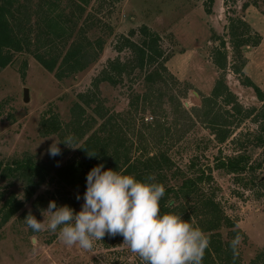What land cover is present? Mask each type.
<instances>
[{
  "label": "rangeland",
  "instance_id": "1",
  "mask_svg": "<svg viewBox=\"0 0 264 264\" xmlns=\"http://www.w3.org/2000/svg\"><path fill=\"white\" fill-rule=\"evenodd\" d=\"M244 1L212 0L208 5L207 0H89L81 17V21L86 17L83 37L88 41L100 38L103 45L97 59L84 71L57 81L25 53L14 55L12 63L0 71V163L30 156L40 162L51 159L60 166L74 159L76 149L62 142L58 144L60 155L50 156L48 149L54 139L60 142L68 136H73L74 146H78L102 122L91 112L93 104L90 108L81 104L77 96L84 93H90L97 100L99 111L105 114L103 118L109 116L110 123L117 126V134L129 148L132 159L140 156V147L144 146L148 155L164 154L183 172L191 162L196 168L211 169L214 158L236 155L241 150L237 144L241 143L246 146L250 156L247 164L253 170L238 177L211 170V176L219 188L215 192L223 212L246 238L241 240L238 250L240 261L247 263L264 245V143L257 148L250 145L260 133L258 123L253 122L254 114L239 123L236 115L230 118V137L222 144L216 143L203 124L205 109H201L202 98L209 96L221 74L210 58L220 40L224 42L227 66L235 62L226 37L228 18L242 19L251 33L260 38L256 47H246L241 52L245 59L241 72L264 94V5L259 3L243 10ZM140 26L159 37L158 45L166 58V74H161L164 81L156 79L153 85H148L142 79L143 74L134 71L118 85L101 82L94 90L92 81L107 68L109 61L117 58L123 63L130 59L128 50L116 52L115 46L122 43L121 36L137 42ZM22 62L26 63L24 77L20 76ZM223 75L241 110L259 108L261 103L251 88L244 87L229 70ZM23 89H27L26 102L22 101ZM135 95H146L147 100L130 105ZM75 103L85 115L79 123L70 124V108ZM231 107L232 104L224 106L218 99L207 108H224L232 113ZM50 117L67 124L66 131L42 136L39 124ZM249 177L258 178L256 186L247 184ZM177 183L171 181L169 185ZM6 184L0 180V194L5 197L13 193L20 199L21 184L17 181L10 186ZM55 190L56 186L38 188L33 198L0 227V264H142L123 244L120 235L106 234L91 250H83L65 245L58 231L34 232L29 228L24 220L29 212L43 221L42 210L49 205L42 204L36 210L30 202L38 196L48 199ZM66 191L65 199L73 198V192ZM55 202L58 207L65 205L61 199ZM82 205L78 200L72 209L79 212ZM221 234L225 240L226 231Z\"/></svg>",
  "mask_w": 264,
  "mask_h": 264
},
{
  "label": "trees",
  "instance_id": "2",
  "mask_svg": "<svg viewBox=\"0 0 264 264\" xmlns=\"http://www.w3.org/2000/svg\"><path fill=\"white\" fill-rule=\"evenodd\" d=\"M211 2L212 0H207L208 5ZM88 3L89 0H0V71L12 63L14 55L23 53L30 55L57 81L84 71L97 59L103 45L100 38L88 41L83 37L86 17L82 21L81 17ZM259 3L264 5V0H245L241 4V9L244 10L249 6L257 7ZM205 12L209 13V9L206 8ZM262 14L264 15V12ZM225 29L235 62L232 61L227 66L224 42L220 40L218 47L211 51L210 58L212 65L221 74L216 79L209 96L202 98L201 109H205L202 112L203 124L213 134L214 141L222 144L230 137V118L236 115L239 123L243 118L254 114L253 122L258 123L260 133L254 137L250 145L257 148L264 143V94L242 74L245 59L241 52L246 47H256L260 38L251 33L248 25L240 18H228ZM137 34L139 37L137 42L121 36L122 43L115 46L116 52L126 49L130 59L123 63L117 58L109 61L107 68L92 81L94 90L101 82L111 86L118 85L123 78H129L134 71L142 73V79L148 85H153L156 79L164 81L161 74H166L164 66L166 58L159 48L158 35L145 26H140ZM58 48L61 49L58 51ZM25 67L26 63L22 62L21 77H24ZM226 70L237 76L244 87L252 89L256 99L261 103L257 110L254 108L241 110L236 105L234 96L224 83L223 73ZM89 94H79L77 97L87 108L93 104L91 112L102 122L79 143L78 147L81 148L76 149L74 159L60 166L54 164L51 159L40 162L30 156L0 163V180L7 182V186L13 181L19 182L22 192L20 199L13 193L5 197L0 194V227L22 208L24 202H29L36 190L42 186H51L54 189L56 186V190L48 196V199L35 197L30 202L32 209L37 210L42 204L48 205L50 201L58 199L74 209L78 201L77 196L84 203L87 174L93 167L102 164L103 170L112 169L121 174L132 175L143 182L163 184L165 194L160 201L161 214L174 213L181 216L194 227H199L210 240L202 264H244L240 261L239 250L234 258L230 245L237 235L242 241L246 238L236 227L235 222L223 212L216 198L215 191L219 188L214 184L211 170L235 177L246 171H252L253 168L247 164L250 156L245 151L246 146L239 143L237 147L241 150L236 155L214 158L211 169L208 166L196 168L191 162L185 172L175 168L164 154L148 155L144 146L140 147V156L132 159L129 148L117 134V126L110 123L109 116L103 118L105 114L99 111L95 104L97 100ZM218 99L224 106L232 104V113L224 108H207L209 103ZM139 100L143 102L147 100L146 95H135L130 105H133V102L137 104ZM70 115V124L79 123L85 113L81 106L75 103L70 108ZM90 121L94 120L90 119ZM39 125L40 133L45 137L52 134L59 135L68 127L67 124H60L54 117L41 120ZM87 151L96 152L98 155L89 157ZM150 175L155 177V181H147L146 178ZM257 179L249 177L247 184L256 186ZM171 181L179 183L170 186ZM67 189L73 192V198L70 200L65 199L64 192ZM222 230L226 231L225 240L222 239ZM245 264H264V245Z\"/></svg>",
  "mask_w": 264,
  "mask_h": 264
},
{
  "label": "clouds",
  "instance_id": "3",
  "mask_svg": "<svg viewBox=\"0 0 264 264\" xmlns=\"http://www.w3.org/2000/svg\"><path fill=\"white\" fill-rule=\"evenodd\" d=\"M64 143L72 149L75 138L66 137L54 142L48 149L50 156H58ZM89 157L98 153L87 151ZM97 165L87 174L84 203L79 212L67 205L57 206L50 201L42 210L43 221L29 212L26 225L34 232H57L61 241L71 247L91 250L96 241L107 235L123 237V244L137 255L142 264H202L210 240L199 228L174 213L161 214L160 201L165 194L161 183L143 182L132 175L115 170H103ZM147 181H155L148 176ZM79 200L80 197L77 196ZM47 214V216H45ZM241 237L231 241L235 258Z\"/></svg>",
  "mask_w": 264,
  "mask_h": 264
},
{
  "label": "water",
  "instance_id": "4",
  "mask_svg": "<svg viewBox=\"0 0 264 264\" xmlns=\"http://www.w3.org/2000/svg\"><path fill=\"white\" fill-rule=\"evenodd\" d=\"M22 101L23 102L27 101V89H23L22 91Z\"/></svg>",
  "mask_w": 264,
  "mask_h": 264
}]
</instances>
